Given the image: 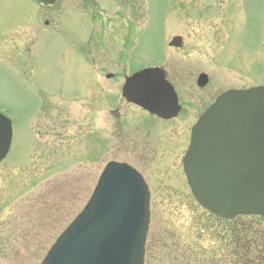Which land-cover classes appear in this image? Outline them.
<instances>
[{
    "label": "rangeland",
    "instance_id": "374dc122",
    "mask_svg": "<svg viewBox=\"0 0 264 264\" xmlns=\"http://www.w3.org/2000/svg\"><path fill=\"white\" fill-rule=\"evenodd\" d=\"M149 65L193 93L198 112L222 91L264 85V0H0V111L13 129L0 162V264H40L111 160L148 185L143 264H197L218 248L223 223L192 198L183 149L170 148L192 121L149 128L121 96L124 77Z\"/></svg>",
    "mask_w": 264,
    "mask_h": 264
},
{
    "label": "water",
    "instance_id": "95a60500",
    "mask_svg": "<svg viewBox=\"0 0 264 264\" xmlns=\"http://www.w3.org/2000/svg\"><path fill=\"white\" fill-rule=\"evenodd\" d=\"M181 43L175 36L169 45ZM205 81L200 75L199 83ZM122 96L162 117L176 107L159 68L126 77ZM11 139V122L0 113V161ZM183 165L192 195L207 211L223 218L264 216V86L221 94L192 127ZM148 196L134 168L108 162L83 210L40 264H143Z\"/></svg>",
    "mask_w": 264,
    "mask_h": 264
},
{
    "label": "trees",
    "instance_id": "16d2710c",
    "mask_svg": "<svg viewBox=\"0 0 264 264\" xmlns=\"http://www.w3.org/2000/svg\"><path fill=\"white\" fill-rule=\"evenodd\" d=\"M210 216L223 223L215 225L212 231L218 248L203 256L199 252L197 264H264V225L258 223L256 216H249L245 221L241 217Z\"/></svg>",
    "mask_w": 264,
    "mask_h": 264
},
{
    "label": "flooded vegetation",
    "instance_id": "af4514ba",
    "mask_svg": "<svg viewBox=\"0 0 264 264\" xmlns=\"http://www.w3.org/2000/svg\"><path fill=\"white\" fill-rule=\"evenodd\" d=\"M164 69V74H165V77L166 79H168V75H167V71ZM207 79L209 80L208 78V75H207ZM170 81V79H168ZM172 83V85L174 86V89H175V92H176V96H177V102H178V109L176 111V114L174 116H171L169 118H161V117H158L156 115H153V114H150L149 112L145 111L142 109L143 112L147 113L148 114V123H149V128L152 126V123H153V118H156L161 125H165L166 122L168 121H179V122H188V121H192L189 128H188V134H187V139L186 141L182 140L181 137H184L185 138V135L182 131H178L179 135H176V138H175V141L173 142V146L171 145L170 148L173 149V150H179L180 148L183 149V152H182V155L180 157V163H181V167H182V159H183V155L187 149V145H188V141H189V134H190V128L191 126L197 121V119L199 118V116L202 114V112L216 99V97L222 93L220 92L219 94H217L216 96L213 97V99L211 101H209V103H207L205 105V107L203 108V110L201 112H198V109L196 108L195 105L193 104H190L192 102H189V101H186L187 98L189 97H192V94H184L185 92H182L180 91L178 88H177V85L174 81H170ZM209 82V81H208ZM207 82V83H208ZM206 85H204L203 87H199V90L205 88ZM205 96H202L204 98V100L202 101V104L203 102H206L207 100H205ZM194 97V96H193ZM208 97V96H207ZM201 99V98H200ZM189 102V103H188ZM133 105V104H132ZM134 106V105H133ZM135 107H138V106H135ZM140 108V107H139ZM184 142V143H183ZM167 145L164 144V149L167 150V147L169 148V146H165ZM169 148V149H170Z\"/></svg>",
    "mask_w": 264,
    "mask_h": 264
}]
</instances>
